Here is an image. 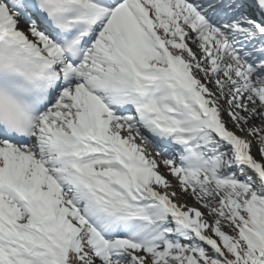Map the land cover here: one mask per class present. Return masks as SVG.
<instances>
[{
	"label": "snow or ice",
	"instance_id": "1",
	"mask_svg": "<svg viewBox=\"0 0 264 264\" xmlns=\"http://www.w3.org/2000/svg\"><path fill=\"white\" fill-rule=\"evenodd\" d=\"M0 264H264V0H0Z\"/></svg>",
	"mask_w": 264,
	"mask_h": 264
},
{
	"label": "bare ground",
	"instance_id": "2",
	"mask_svg": "<svg viewBox=\"0 0 264 264\" xmlns=\"http://www.w3.org/2000/svg\"><path fill=\"white\" fill-rule=\"evenodd\" d=\"M188 203H189V204H192L193 202L191 201V199H189V200H188Z\"/></svg>",
	"mask_w": 264,
	"mask_h": 264
}]
</instances>
